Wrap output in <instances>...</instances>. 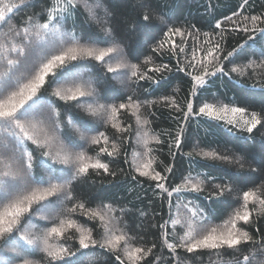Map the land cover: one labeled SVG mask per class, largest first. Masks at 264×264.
<instances>
[{"label":"trees","instance_id":"16d2710c","mask_svg":"<svg viewBox=\"0 0 264 264\" xmlns=\"http://www.w3.org/2000/svg\"><path fill=\"white\" fill-rule=\"evenodd\" d=\"M96 1L0 0V264H264V0Z\"/></svg>","mask_w":264,"mask_h":264},{"label":"rangeland","instance_id":"374dc122","mask_svg":"<svg viewBox=\"0 0 264 264\" xmlns=\"http://www.w3.org/2000/svg\"><path fill=\"white\" fill-rule=\"evenodd\" d=\"M94 1V5H96V7L98 8V6L99 5H97V1L96 0H93ZM86 4V3H85ZM41 46H38V50H36L33 54H37L38 55V52H40V48ZM32 54V55H33ZM26 65H29L28 63L27 64H25V66ZM8 147L4 144V143H2L1 141H0V154H3L2 152H4V151H6V150H8L7 149ZM1 161H3V160H1ZM7 162H9V160H7ZM15 181V182H14ZM14 181H11V182H9V187L11 188V189H13V190H18L19 188H21V187H23L24 186V182H22V181H16V180H14ZM219 240H225L224 242H228V243H231V242H233L234 240H233V237H231V236H228L227 234H218V235H216V236H213V243L214 242H216V241H219ZM210 242V240H208V239H205V240H203V241H201L200 243H198V245H201V244H203V243H209ZM10 248V247H9ZM27 249V248H26ZM25 249V256H29V254H28V252L29 251H27ZM29 249V248H28ZM11 251L13 250V252H15V253H18L19 251H18V249H16V248H12V249H10ZM24 252V249H22V253ZM15 253H12V254H15Z\"/></svg>","mask_w":264,"mask_h":264}]
</instances>
